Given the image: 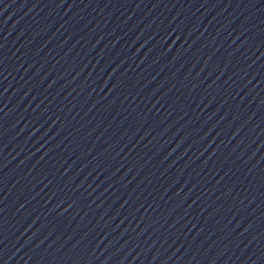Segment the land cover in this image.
<instances>
[{
	"label": "water",
	"instance_id": "water-1",
	"mask_svg": "<svg viewBox=\"0 0 264 264\" xmlns=\"http://www.w3.org/2000/svg\"><path fill=\"white\" fill-rule=\"evenodd\" d=\"M0 264H264V0H0Z\"/></svg>",
	"mask_w": 264,
	"mask_h": 264
}]
</instances>
